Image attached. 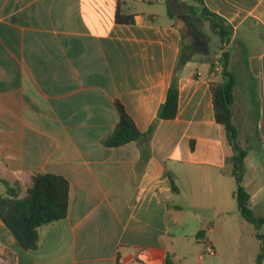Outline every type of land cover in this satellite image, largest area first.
<instances>
[{
  "label": "crops",
  "instance_id": "1",
  "mask_svg": "<svg viewBox=\"0 0 264 264\" xmlns=\"http://www.w3.org/2000/svg\"><path fill=\"white\" fill-rule=\"evenodd\" d=\"M203 1L230 30L242 184L264 218V0ZM201 14L190 0H0V193L9 185L24 197L36 172L70 185L66 217L41 228L35 250L0 218V264H189L172 229L195 224L214 259L203 228L248 225L210 88L223 81L224 47ZM184 56L177 114L161 119ZM116 101L141 136L106 147Z\"/></svg>",
  "mask_w": 264,
  "mask_h": 264
},
{
  "label": "trees",
  "instance_id": "2",
  "mask_svg": "<svg viewBox=\"0 0 264 264\" xmlns=\"http://www.w3.org/2000/svg\"><path fill=\"white\" fill-rule=\"evenodd\" d=\"M202 9V16L209 21L211 30L217 34L225 47L230 38V30L222 24L223 20L204 8L203 0H190ZM171 14V10L169 9ZM119 23H132L128 16L117 14ZM228 52L222 54V76L220 83H211V93L215 111V120L222 125L232 147V175L235 178V198L238 211L241 216L254 225L255 235L260 240V250L256 257V264H264V233L260 232L264 224V218L255 217L250 209V196L244 188V159L246 151L237 142V129L232 123L231 105L233 103L234 78L228 71ZM188 57H181L173 71L171 83L166 100L159 109L158 117L165 120L174 119L177 114L179 90V72L186 63ZM119 113V122L116 127L103 139L106 147H119L130 141L137 140L141 133L133 120L125 112L124 107L118 101L115 102ZM173 190L177 191L174 181L171 179ZM69 182L62 176L36 172L32 177L30 186L24 197H20L14 186L7 185V191L0 193V218L13 234L19 245L25 250H35L40 241V230L43 226L64 219L69 206ZM202 232L197 234V237ZM166 264H172L167 259Z\"/></svg>",
  "mask_w": 264,
  "mask_h": 264
},
{
  "label": "rangeland",
  "instance_id": "3",
  "mask_svg": "<svg viewBox=\"0 0 264 264\" xmlns=\"http://www.w3.org/2000/svg\"><path fill=\"white\" fill-rule=\"evenodd\" d=\"M237 206L236 201L233 203ZM264 205L260 204L256 209H263ZM262 207V208H261ZM233 219L232 226L227 229L221 227L207 230V236L212 240L220 257L207 256L208 259L213 260L214 264H253L260 250V240L257 239L254 225L248 223L243 225L241 219ZM175 238L180 239V243L176 244L180 254L188 255L189 264H197L196 259L202 251V245L196 239L197 230L195 224H187L184 228L178 230L172 229ZM264 233V229H261Z\"/></svg>",
  "mask_w": 264,
  "mask_h": 264
},
{
  "label": "built area",
  "instance_id": "4",
  "mask_svg": "<svg viewBox=\"0 0 264 264\" xmlns=\"http://www.w3.org/2000/svg\"><path fill=\"white\" fill-rule=\"evenodd\" d=\"M225 49H226V46L224 47V51H226ZM219 64H222V63L219 62ZM214 254H215V250H214L213 246L211 244H209V243H204V253H203V255H210L211 256V255H214Z\"/></svg>",
  "mask_w": 264,
  "mask_h": 264
}]
</instances>
